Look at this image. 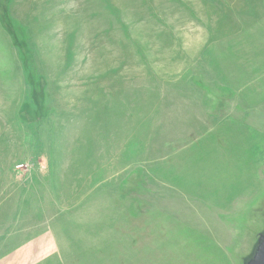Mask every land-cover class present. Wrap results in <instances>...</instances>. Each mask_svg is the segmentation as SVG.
<instances>
[{"label": "rangeland", "instance_id": "374dc122", "mask_svg": "<svg viewBox=\"0 0 264 264\" xmlns=\"http://www.w3.org/2000/svg\"><path fill=\"white\" fill-rule=\"evenodd\" d=\"M261 235L264 0H0V264H247Z\"/></svg>", "mask_w": 264, "mask_h": 264}, {"label": "water", "instance_id": "95a60500", "mask_svg": "<svg viewBox=\"0 0 264 264\" xmlns=\"http://www.w3.org/2000/svg\"><path fill=\"white\" fill-rule=\"evenodd\" d=\"M247 264H264V235L260 236L255 253Z\"/></svg>", "mask_w": 264, "mask_h": 264}, {"label": "bare ground", "instance_id": "6f19581e", "mask_svg": "<svg viewBox=\"0 0 264 264\" xmlns=\"http://www.w3.org/2000/svg\"><path fill=\"white\" fill-rule=\"evenodd\" d=\"M256 247H257V246H255V248H256ZM255 248H253V252H254ZM253 252H252V253H253ZM254 253H255V252H254Z\"/></svg>", "mask_w": 264, "mask_h": 264}]
</instances>
